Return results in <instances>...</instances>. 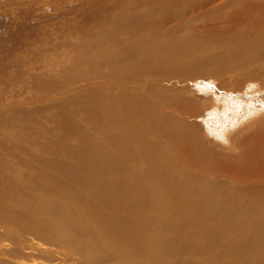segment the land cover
Wrapping results in <instances>:
<instances>
[{
	"label": "bare ground",
	"instance_id": "1",
	"mask_svg": "<svg viewBox=\"0 0 264 264\" xmlns=\"http://www.w3.org/2000/svg\"><path fill=\"white\" fill-rule=\"evenodd\" d=\"M132 1L129 14L121 11L119 19L105 24L102 10L92 9L97 20L92 17L93 27L82 35L85 42L75 34L83 43L69 56L75 71L53 76L54 86L72 92L58 106L62 117L83 112L99 139L80 141L72 160L64 149L47 161L28 158L41 164L48 187L36 182L31 194L17 195L20 202H33L26 208L32 218L23 216L24 221L19 211L10 217L22 231L50 233L86 257H93L94 249L101 263L264 264V170L255 158L240 167L229 163L231 157L217 160L191 120L199 116V107L187 97L192 86L195 93L214 92L205 123L217 142L227 144L232 132L250 124L245 135L230 139L234 149L242 152L241 139L258 135L257 149L264 151L257 127L264 97L263 105L254 108L237 95L225 96L229 84L217 82L218 90L211 91L212 85L202 83L224 76L234 79L230 87L240 85V91L250 78L256 87L247 85L243 95L249 93L251 101L252 95L264 94V82L257 83V72L250 68L264 59V0ZM89 74L105 86L103 93L81 89L86 88L82 77L91 79ZM109 79L119 92L146 79L175 83L166 85L172 90L159 86L157 91L142 83L138 94L121 96L111 94ZM220 170L223 176L217 175Z\"/></svg>",
	"mask_w": 264,
	"mask_h": 264
},
{
	"label": "rangeland",
	"instance_id": "2",
	"mask_svg": "<svg viewBox=\"0 0 264 264\" xmlns=\"http://www.w3.org/2000/svg\"><path fill=\"white\" fill-rule=\"evenodd\" d=\"M117 1L0 0V264H114L112 260L104 263L99 262L98 255H95L94 249H91L93 257H86L83 250H79L75 246L69 247L60 239L45 231L41 236H38L32 230L30 232L22 231L20 229V222L12 219L10 215L13 212L18 214L17 211H19V217L22 216L24 221H27L26 218L29 216L32 218V214H28L26 208L33 206V202L30 200L20 202L22 201L21 196L26 195V192H28V195L31 194L34 191V184L36 182H41V184L39 183V187H48V183L42 177L43 169L40 168L41 164L35 165L36 162L34 159H40L41 162L42 160H51L54 157L55 151L64 149L66 150L65 154L67 159L70 158L72 160L71 158L74 157L73 150L75 149L74 151H76L81 147L80 141L83 144V141L87 137L94 143L99 139L98 131L89 123L83 112L77 110L74 112L75 114L71 113L68 119L62 117L58 106L64 102L66 103L72 95V92L69 91V87L61 89L57 85L55 87L52 83L55 82L53 81V76L54 79H57L58 75L63 77L67 75L68 71H75L71 69L72 62L70 60H73V58H69V56L71 57L72 53L81 47L83 44L81 41L85 42L83 36L86 37V31L92 28L94 21L97 20V15H93L91 12L93 11L92 9L97 7L98 11L102 10V13L99 12V15L101 14L102 18L105 15V18L102 19H105L104 24L106 21L108 23L110 20L116 21L119 19L118 14L121 11H123L122 13L129 14V10H132V0H124V2L123 0ZM103 8L105 11H103ZM84 10L88 11L86 12ZM92 17H94V21ZM75 34L79 37L81 36V41H78L79 38ZM77 41L80 44H77ZM73 42L76 47L73 45ZM254 64L256 63H251L250 68L255 69L257 74L261 72L259 75L255 74L257 79L255 81L257 83H263L264 59L260 63ZM64 69L65 71H63ZM90 77L91 79L88 75L82 77L84 82L81 83L84 84L87 90H85L86 88H81V83L79 85H75L76 83L72 85L81 86L80 88L84 91L90 92V90L96 89L98 92L103 93L105 86H99L100 82H94V78L91 75ZM212 79L211 81L202 82L203 84L207 83L212 85L210 87L211 91L217 89V82L220 85L229 84V87L231 82L233 85L235 82L234 79H227L224 76L219 79ZM253 80L248 78L243 85L247 87L249 84H254L255 82ZM179 82L189 87L193 84V82L189 84L180 80ZM105 83L110 84L108 88H110V91L112 90L111 92L113 93L111 94L123 95L127 91H134L138 94L139 89L144 87L142 83L146 86L150 85L155 91H157L156 88L161 87L172 90L166 85L174 84L175 80L170 82L162 80L159 84H156L157 82L155 80L146 79V81H142L139 84V87L137 86L130 90L126 87H121V92L117 90L118 84H112V80ZM229 87L226 88L228 90L225 92V96L237 95L241 99V103L245 102L246 104L251 102L250 104H253L254 108L257 106L260 108L263 105V93H257L258 95H256L250 92V94H254L252 95L254 99L249 101L246 98L249 93L243 95L246 90L248 91L247 88L242 86L243 90L241 89L240 92L236 90L240 85L239 87ZM254 87H256L255 84ZM195 88V86L190 87L192 93H189L187 97L194 100L197 107H199L200 114L199 116L194 114L191 116V120L197 125L201 139L211 148H214L217 160L231 157L229 163L240 167L241 162L242 164H246L248 163V159L253 160L255 158L260 162V165L257 167L264 170V151H259L256 145L259 142V139L256 140L258 135L241 139L246 149L240 153L239 150L234 149L236 142L230 141L235 133L241 132V136L245 135L246 128L250 124L243 129L241 128L232 132L233 135L230 134L227 139V144H224V141H222L223 143L217 142L214 135L209 132L212 131V127H209L205 123L211 117L212 101L215 99V96L213 97L214 92L207 94V96L203 93H195ZM81 93L84 92L82 91ZM219 105L221 108H225L221 103ZM224 108L222 109L224 110ZM257 124V127L260 126L259 128H261V132L259 133L260 140L263 141L264 117ZM87 143L90 144L91 142L88 140ZM18 147H22L26 151ZM253 149L256 150L254 151ZM32 156L36 158L29 163V159ZM30 168H32L31 171ZM233 170L235 169L233 168ZM221 172L222 170L217 175L223 176ZM38 179L41 180L39 181ZM260 187L264 189V183H261ZM165 243L172 244L170 241ZM178 248H180L179 245H177ZM94 258L97 259V263L93 260Z\"/></svg>",
	"mask_w": 264,
	"mask_h": 264
}]
</instances>
